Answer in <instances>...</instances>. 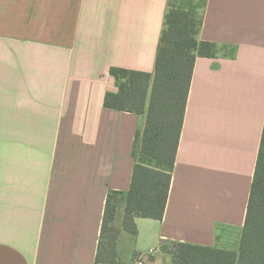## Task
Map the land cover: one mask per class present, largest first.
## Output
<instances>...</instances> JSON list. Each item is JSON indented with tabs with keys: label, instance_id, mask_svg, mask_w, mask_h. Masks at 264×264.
Wrapping results in <instances>:
<instances>
[{
	"label": "crops",
	"instance_id": "crops-1",
	"mask_svg": "<svg viewBox=\"0 0 264 264\" xmlns=\"http://www.w3.org/2000/svg\"><path fill=\"white\" fill-rule=\"evenodd\" d=\"M177 1L202 17L198 39L215 53L194 62L163 217L135 218L120 264L150 248L144 264H172L162 240L235 251L245 220L264 125V0ZM171 2L0 0V264H94L108 195L122 231L145 114L104 105L110 68L153 72Z\"/></svg>",
	"mask_w": 264,
	"mask_h": 264
},
{
	"label": "trees",
	"instance_id": "trees-1",
	"mask_svg": "<svg viewBox=\"0 0 264 264\" xmlns=\"http://www.w3.org/2000/svg\"><path fill=\"white\" fill-rule=\"evenodd\" d=\"M201 23L196 9L170 3L153 72L110 68L117 91L105 94L104 105L145 114L134 137V165L123 197L121 225L131 237L137 231L135 218L161 219L164 214L194 62L215 53L213 43L198 39ZM115 211L116 202L108 195L94 264H120L111 226ZM160 249L172 256V264H264V125L237 250L171 240H162Z\"/></svg>",
	"mask_w": 264,
	"mask_h": 264
},
{
	"label": "rangeland",
	"instance_id": "rangeland-1",
	"mask_svg": "<svg viewBox=\"0 0 264 264\" xmlns=\"http://www.w3.org/2000/svg\"><path fill=\"white\" fill-rule=\"evenodd\" d=\"M177 3H178L177 0H172V2H171L172 5H176ZM113 230H115L116 231L115 233H117L116 235L118 237L117 244H118L119 251L122 250V252H124L128 248L130 249L131 244H132L131 236L128 233H126L123 229H122V231H124V232L120 231L121 228L119 229V227L116 228L115 226H113Z\"/></svg>",
	"mask_w": 264,
	"mask_h": 264
},
{
	"label": "built area",
	"instance_id": "built-area-1",
	"mask_svg": "<svg viewBox=\"0 0 264 264\" xmlns=\"http://www.w3.org/2000/svg\"><path fill=\"white\" fill-rule=\"evenodd\" d=\"M157 248H150L145 252H139L135 253V255L132 257L130 264H144V258L145 256L149 255L152 256L156 253Z\"/></svg>",
	"mask_w": 264,
	"mask_h": 264
}]
</instances>
